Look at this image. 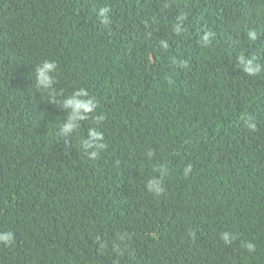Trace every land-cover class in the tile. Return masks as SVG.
I'll return each instance as SVG.
<instances>
[{
    "label": "trees",
    "instance_id": "1",
    "mask_svg": "<svg viewBox=\"0 0 264 264\" xmlns=\"http://www.w3.org/2000/svg\"><path fill=\"white\" fill-rule=\"evenodd\" d=\"M0 233V264H264V0H0Z\"/></svg>",
    "mask_w": 264,
    "mask_h": 264
},
{
    "label": "clouds",
    "instance_id": "2",
    "mask_svg": "<svg viewBox=\"0 0 264 264\" xmlns=\"http://www.w3.org/2000/svg\"><path fill=\"white\" fill-rule=\"evenodd\" d=\"M102 14H103V10H102ZM162 43H163L165 48L168 46L166 42H162ZM56 69H57V64L55 62H51V61L45 62L43 64V67L39 68L37 87L39 88L41 85H43L42 90L45 92H50L51 89L49 88V86L53 83V80H54V76L50 75V73L55 71ZM248 71L253 72L254 69L249 68ZM82 95H87L85 89H78V90H76V92L74 93L72 98H68L64 101L66 106L71 105L72 109H73V111L71 113L70 120L73 118H75L77 120H83V119H85L84 113L85 112H92V111H94V109L96 107L94 101L91 99H89L87 101L78 99V97H80ZM251 126L254 127V125H251ZM64 127H65V129L70 128V127H76L78 129L80 126L79 125H73V124L69 123L68 125H65ZM93 135H95V133H93ZM149 187H151V183H150ZM160 191H161V189H160L159 185H157L156 186L157 194H159ZM0 240L7 241L10 243L12 241L11 234L0 233ZM249 247H251V246H249Z\"/></svg>",
    "mask_w": 264,
    "mask_h": 264
}]
</instances>
